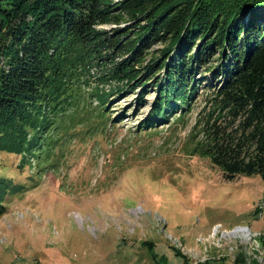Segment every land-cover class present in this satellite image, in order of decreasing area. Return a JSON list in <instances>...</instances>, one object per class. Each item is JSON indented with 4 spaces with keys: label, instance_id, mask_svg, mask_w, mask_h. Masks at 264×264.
Listing matches in <instances>:
<instances>
[{
    "label": "trees",
    "instance_id": "trees-1",
    "mask_svg": "<svg viewBox=\"0 0 264 264\" xmlns=\"http://www.w3.org/2000/svg\"><path fill=\"white\" fill-rule=\"evenodd\" d=\"M263 19L264 0H0V150L46 165L81 117L93 67L90 96L105 118L108 95L143 87L141 103L152 82L146 129L190 111L203 76L196 72L213 61L203 67L209 111L190 154L208 158L225 180L258 174L264 184ZM109 23L116 26L98 28ZM106 83L121 84L105 91ZM18 187L0 177V216Z\"/></svg>",
    "mask_w": 264,
    "mask_h": 264
},
{
    "label": "rangeland",
    "instance_id": "rangeland-1",
    "mask_svg": "<svg viewBox=\"0 0 264 264\" xmlns=\"http://www.w3.org/2000/svg\"><path fill=\"white\" fill-rule=\"evenodd\" d=\"M211 63L196 72L203 76L190 111L146 129L152 82L141 103L143 87L108 95L105 118L90 96L93 67L77 107L81 117L46 165L0 150V177L20 186L6 194L0 216V264H264L261 177L225 180L208 158L190 154L209 111L203 84ZM117 84L98 85L108 91ZM238 228L246 235L234 236Z\"/></svg>",
    "mask_w": 264,
    "mask_h": 264
},
{
    "label": "bare ground",
    "instance_id": "bare-ground-1",
    "mask_svg": "<svg viewBox=\"0 0 264 264\" xmlns=\"http://www.w3.org/2000/svg\"><path fill=\"white\" fill-rule=\"evenodd\" d=\"M78 219H80L79 217L77 218V220ZM229 235H231V234H229ZM234 236H237V235H242V236H244V235H246V229L245 228H238V229H236L235 231H234V234H233Z\"/></svg>",
    "mask_w": 264,
    "mask_h": 264
}]
</instances>
